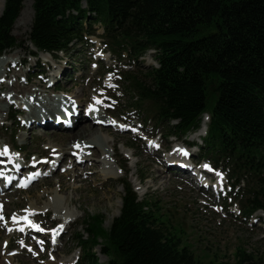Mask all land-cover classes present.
<instances>
[{
  "label": "trees",
  "instance_id": "obj_1",
  "mask_svg": "<svg viewBox=\"0 0 264 264\" xmlns=\"http://www.w3.org/2000/svg\"><path fill=\"white\" fill-rule=\"evenodd\" d=\"M33 1L31 54L58 58L88 46L100 36L96 24L115 55L138 61L154 50L158 68L123 74L133 99L160 122L177 121L174 135L196 130L208 113L206 156L223 163L235 184L245 182L237 196L242 217L264 212V0ZM23 2L5 0L0 57L21 47L13 28ZM121 185V213L108 230L100 215L84 220L83 264H100L90 251L101 240L108 264H201L156 201L139 200L127 179ZM234 258V264H257L245 250Z\"/></svg>",
  "mask_w": 264,
  "mask_h": 264
},
{
  "label": "rangeland",
  "instance_id": "obj_2",
  "mask_svg": "<svg viewBox=\"0 0 264 264\" xmlns=\"http://www.w3.org/2000/svg\"><path fill=\"white\" fill-rule=\"evenodd\" d=\"M32 1L24 0L26 3L23 2L22 10L27 7L31 12L34 4ZM18 19L14 24L13 35L20 41L21 47L7 53L11 54V57L18 55L19 58L15 59L19 63L26 61V65L22 67L21 65L13 67L11 64L10 67L8 66L9 70L12 68L19 73L18 81L35 91L41 87L39 83L47 87L41 81L45 78L46 83L50 85V79L58 75L60 70L62 79L58 84L61 91L52 92L48 89V91L40 89L38 94L43 102L41 103L49 106L54 101V97L67 101L77 94L81 95L84 90L81 98L82 105L85 108L90 104L96 105L95 107L107 118L108 126H96L94 129L96 135L91 141L98 142L97 147L94 148L99 152L98 157L95 159L91 150L84 149L87 161L79 166H72L70 161H75V157H70L72 146L80 141L85 143L88 141L86 137L85 139L77 137L78 131L74 129L42 131L38 129L40 126L38 128L30 126L29 130L23 125L25 122L27 124L25 120L27 114L22 113L18 117L19 123L14 122L11 120V114L16 104L8 105L7 102L0 101V149L6 146L14 150V161L17 164L23 159L36 161L37 158L52 157L56 153L51 155V152L55 151L65 154L68 158V161L60 165L50 176L40 178L37 183L28 188L12 189L0 196V205L6 207L4 213L0 212V217H2L0 218L1 258L8 254L13 258L10 264H46L50 259L56 258L61 264H77L79 257L87 253L85 248L78 243L80 237L83 240L88 239L84 220L88 216L100 215L104 221L103 227L108 230L115 218L120 215V213L117 215V211L120 203L122 208V197L124 196L121 181L127 179L139 200L148 198L153 202L156 201L161 206L162 213L171 219L172 224L182 229L183 232L179 234V237L183 245L190 248L201 264H234V254L238 249L253 255L257 264H264V213L258 212L254 217L246 220L238 218V206L234 205L229 208L234 200L233 196L226 198L224 193L213 195L211 190L197 189L189 175L182 177L178 166L168 167L164 163L163 149L172 151L175 146L198 143L201 137H198V134L179 136L171 134V129L176 122L170 124L160 122L156 116L145 112V108L133 99L134 94L129 90L130 85L125 81L123 74L129 70L140 74L146 69L157 67L154 51L148 52L136 65L130 66V61L126 58H120L117 55L113 58L106 53L109 49L108 45L95 38L92 40L90 49L79 45L74 47L69 54H61L59 61L50 64L52 67L49 70L43 64L51 59L41 54L38 61L43 69L41 68L42 71L36 73L38 61L29 57V52L34 49L28 43L34 9L32 19L25 18L16 24ZM94 29L99 34L103 33V28L99 25ZM99 48L105 50L103 58L106 59L100 66L97 61L100 56ZM107 69L112 73L105 74ZM41 73L42 75L37 77ZM119 73L123 75L124 80L118 76ZM9 74L11 75V72ZM26 75L31 76L29 84L23 82ZM14 79L13 76H9L4 84H11ZM9 90H0V99H4ZM23 93L25 92L18 94L19 97H22ZM112 96L119 97V104L111 98ZM114 104L117 105L112 108ZM17 106H20L19 103ZM110 119L137 123L140 131L135 129L132 132H119L117 127L109 125ZM44 133L55 134L53 138L58 140L51 143ZM142 137L145 138L142 139ZM14 138L16 145L13 142ZM148 140L158 142L157 152L147 146ZM19 148L22 152L17 151ZM193 150V156L203 153L201 147L199 149L195 147ZM196 156L195 160L200 166L203 163H211L215 166L214 161L209 157ZM115 159H118L116 163ZM92 163L98 164L96 172L99 175L98 173L93 175L89 169ZM25 164L28 168V162ZM223 165L221 163L219 167ZM109 171L116 172L121 177H109L107 175ZM191 172L190 168V175ZM77 174H81L83 181L76 179ZM65 175L68 176L66 179L68 190L61 191L60 186ZM26 211H31L28 217L35 224L48 228L59 223L67 226L68 230L61 244L57 247L35 246V240L30 236L29 240L32 244L27 245L24 237L11 229L13 227L11 224L19 214L27 216ZM4 214L5 217H3ZM72 218L77 220L71 221ZM103 247L104 241L101 240L100 245L90 251V254L98 258L100 264H108L109 257L102 253ZM37 255L39 257H35ZM73 256L77 257L75 261L71 260ZM70 261L72 263H69ZM78 264H83V262Z\"/></svg>",
  "mask_w": 264,
  "mask_h": 264
},
{
  "label": "bare ground",
  "instance_id": "obj_3",
  "mask_svg": "<svg viewBox=\"0 0 264 264\" xmlns=\"http://www.w3.org/2000/svg\"><path fill=\"white\" fill-rule=\"evenodd\" d=\"M25 3L26 2H24V4ZM32 3H33V1H32ZM3 5H4V0H1V4H0V9L1 10H2ZM32 17H33V9L31 8V12H30V11H28V8L25 7L22 10L21 15H20V17H19V19H18V21H17L16 24H19V22L21 20H25V18H29V19L31 18L32 19ZM47 56L50 57L49 55H47ZM15 58L18 59L19 58L18 55L15 54L13 57H11V56L9 57L8 55H5V56H3V57L0 58V68H1L0 69V80L3 79V78H5L8 75L10 77L13 76L15 78L14 81H12L11 84H4V83L0 84V90H3V89H8L9 90L10 89L5 94V98L4 99H0V101H4L5 103L7 102L8 105H10L11 104L10 101H17L18 100V101H21L20 105H32L30 103H31V99L33 98L35 100L34 101L35 104L32 106L31 113L27 114L26 121L28 122V124H27L26 128L28 127L29 130H30V126H32V127H35V126L39 127L40 126V128H38V129H41L42 131L43 130L44 131L57 130V127L58 126L55 123L56 118L60 117V114L61 113H63L62 115H63V118H64V115H65V112L66 111L73 110L75 108V105L81 103V98H82V96L84 94V90H82V94L81 95L80 94H77L75 97L73 96V99L74 100L71 99V98H69L67 101L66 100L65 101H62L60 98H55L54 97L53 98L54 101L52 103L50 102L51 104H49V106H44L42 104L43 102H42L41 98L39 97L38 91L40 89H43V91H48V90L52 91V90L58 88V86L55 85L52 89H48V85H47V87H45L44 85H42V83H39V86H41V87H39L38 90H35L34 91L32 89H29L30 86H25V85H23V83H20L18 81V77H20L19 76V73L15 72L12 68L10 70L8 68V66L10 67V63H19L18 60L15 59ZM10 72H11V75L9 74ZM21 76H23V75H21ZM26 80H28V82H26L25 84H29L30 81H29V76L28 75H26ZM41 81L44 82L45 80L43 79ZM21 92H25V93H23V96L22 97H19L18 94H20ZM9 94L12 95V98H11L12 100L9 99V96H10ZM14 94H17L18 96L17 95H14ZM37 103H38V105H37ZM89 111H90L91 114L98 116V119L96 118V120H99L100 119L101 121H105L107 123V119H105V117L101 114V111L100 110H98L97 108H95V110L93 112L91 110H89ZM94 119L95 118H91V119L89 118L88 121H85L84 117H82L76 123V125H74V127H73V129L75 131L76 130L78 131L77 132V137L84 138V139L86 137L88 139V141H85V143H83L82 141H80V142H76V143L73 144V146H77V145L79 146V149H80L79 151H81L83 157L85 158V161H87L86 155H84V151L85 150H87V151L91 150V154H92V156L95 159L99 155L98 150L97 149L96 150L94 149V148L97 147L98 142L96 140H92L91 141V139H93V137L96 135V132H95L94 129H95V127L97 125L93 123V120ZM109 121L111 123L114 120H111L110 119ZM208 123H209V117H208V115H204L203 118H202V126H201V128L199 130L200 132L198 133L199 136L205 134V132L207 130ZM44 135H45L46 138H48V140H50L51 143H54L55 141L58 140L57 138H53L55 134H52V133H49V134L48 133H44ZM3 149L4 148H1L0 149L1 151L0 152H3ZM124 149H127V148H124ZM73 150L74 149L72 148V151ZM58 152L59 151L51 152V155L53 153H56L57 154ZM60 154L63 155V153H61V152H60ZM1 156H3V154H1ZM115 156H113V157H115ZM174 157H176V156L174 155ZM174 157H172V159H171L172 162L175 161V160H178V158L175 159ZM5 160H7L9 162V165H12V163H15L17 165V163L14 161V157L11 158V159H8L7 158ZM37 160H38V158L36 159V161ZM52 160L54 161L55 159H52ZM117 160L118 159H115V163L117 162ZM73 165L74 166H78V163L77 164H73ZM13 168L18 170L16 172L17 174L18 173H21V172L23 174V168L21 166L20 167L19 166H14ZM97 168H98V164L97 163H92V164L89 165V169L91 170V172H93V175H97V173H98V172H96V169ZM179 170L181 172L182 177L185 178L188 175V169L187 168H184V167L181 166L179 168ZM198 171H196V172H198ZM98 175H99V173H98ZM107 175L109 177H112V178L121 177L116 172H110V173H107ZM203 175L206 176V174H204V173H203ZM203 175L200 174L201 177H203ZM159 177H161V176H159ZM66 179H68V176L65 175V179L64 180L62 179L63 180V183H61V186H60L61 191H67L68 190V183H67ZM76 179L77 180H80L81 179V174H77ZM80 181H83V180L81 179ZM103 200H105V199H103ZM97 201H98V199H97ZM5 208L6 207L4 205H0V212L4 213L5 210H6ZM120 208H121V203L119 205V209L117 211V215H119V213H120ZM30 212L31 211H26V215L27 216L19 214V216H17V218L15 219V221L13 222V224H11V225H13L12 228L14 229L16 226H18L19 230H20V228H25V225H24L25 218H27V219L29 218L28 215L30 214ZM3 217H5V214L3 215ZM76 220L77 219L72 218L71 221H76ZM35 257H39V255H37ZM76 258H77L76 256H73L71 258V260L72 261H75ZM12 260H13V258L11 256H9L8 254H6L2 258L0 257V264H10V262ZM72 261H70L69 263H72ZM46 264H61V263L58 262L57 261V258H56L54 260H51L50 259L48 262H46Z\"/></svg>",
  "mask_w": 264,
  "mask_h": 264
},
{
  "label": "snow or ice",
  "instance_id": "obj_4",
  "mask_svg": "<svg viewBox=\"0 0 264 264\" xmlns=\"http://www.w3.org/2000/svg\"><path fill=\"white\" fill-rule=\"evenodd\" d=\"M99 102V101H98ZM78 146V145H77ZM180 151H183L182 149L180 150ZM7 153V148L5 147L4 149H3V152H0V154H6ZM185 155H187V153L185 152L184 153ZM204 167L205 168H208L210 171H214V170H212L211 168H210V166H208V165H204ZM219 175V174H218ZM22 186H27V184H24V185H22ZM0 218H2V217H0ZM25 220H26V222L27 223H29L30 224V226H32V227H36L37 228V230H41V229H39V227L37 226V225H35V224H33L31 221H29V220H27V218H25Z\"/></svg>",
  "mask_w": 264,
  "mask_h": 264
},
{
  "label": "water",
  "instance_id": "obj_5",
  "mask_svg": "<svg viewBox=\"0 0 264 264\" xmlns=\"http://www.w3.org/2000/svg\"><path fill=\"white\" fill-rule=\"evenodd\" d=\"M4 9V8H3ZM3 9H2V11L0 12V14L3 12Z\"/></svg>",
  "mask_w": 264,
  "mask_h": 264
}]
</instances>
